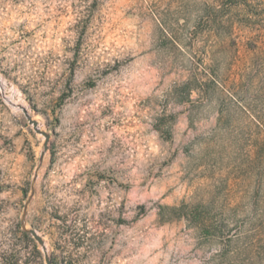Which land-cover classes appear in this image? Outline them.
<instances>
[{
    "label": "rangeland",
    "instance_id": "obj_1",
    "mask_svg": "<svg viewBox=\"0 0 264 264\" xmlns=\"http://www.w3.org/2000/svg\"><path fill=\"white\" fill-rule=\"evenodd\" d=\"M0 79V254L264 264V0H0Z\"/></svg>",
    "mask_w": 264,
    "mask_h": 264
},
{
    "label": "trees",
    "instance_id": "obj_2",
    "mask_svg": "<svg viewBox=\"0 0 264 264\" xmlns=\"http://www.w3.org/2000/svg\"><path fill=\"white\" fill-rule=\"evenodd\" d=\"M13 237L15 241L23 242L27 247L31 248L32 258L34 259V264H45L42 256V252L38 248V244L35 242L34 238L22 227V225L17 224V226L12 230ZM30 257H27L25 263L28 264ZM0 264H17V258L13 253L0 254Z\"/></svg>",
    "mask_w": 264,
    "mask_h": 264
},
{
    "label": "water",
    "instance_id": "obj_3",
    "mask_svg": "<svg viewBox=\"0 0 264 264\" xmlns=\"http://www.w3.org/2000/svg\"><path fill=\"white\" fill-rule=\"evenodd\" d=\"M21 110L24 113L25 117L27 118L28 122L33 126L34 130L37 133H40L44 136L45 140H44V144H43V151L40 154V163H41L42 159L44 157V154H45L46 150L48 149V142L50 139V135L47 132H45L44 130H42L41 128H39L38 122L32 118V116L30 115V113L28 112V110L26 108H21ZM23 228L40 244L42 252H43L45 264H54L52 259L50 258V255L48 254L46 244H45L43 238L38 234V232L33 228H30V229L26 228V227H23Z\"/></svg>",
    "mask_w": 264,
    "mask_h": 264
},
{
    "label": "bare ground",
    "instance_id": "obj_4",
    "mask_svg": "<svg viewBox=\"0 0 264 264\" xmlns=\"http://www.w3.org/2000/svg\"><path fill=\"white\" fill-rule=\"evenodd\" d=\"M0 81H1V79H0ZM6 95H7V94H6ZM8 100H9V102H11V104H13L14 106L18 107L19 109H21V108H26V107H25L26 105H25V103L23 102V100H22V98L20 97V95H19L18 92H14V91H12V92L10 93V96H9ZM26 109H27V108H26ZM27 110H28V109H27ZM32 118L35 119V120H37L34 116H33ZM37 122H38V126H39V128L42 129V123L39 122L38 120H37Z\"/></svg>",
    "mask_w": 264,
    "mask_h": 264
}]
</instances>
